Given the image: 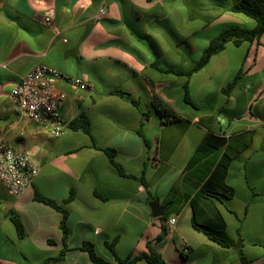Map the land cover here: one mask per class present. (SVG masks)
Segmentation results:
<instances>
[{
	"label": "crops",
	"instance_id": "crops-1",
	"mask_svg": "<svg viewBox=\"0 0 264 264\" xmlns=\"http://www.w3.org/2000/svg\"><path fill=\"white\" fill-rule=\"evenodd\" d=\"M238 1L0 0V137L38 167L20 197L0 186V264H42L64 249L62 260L48 264H93L78 249L83 244L118 264L106 247L112 242L122 259L146 253L151 243L167 264H264V34L226 43L189 77L166 72L190 70L223 30L253 29L252 19L228 12ZM102 6L106 13L98 15ZM50 9L57 34L40 22ZM39 64L89 84L58 85L66 95L62 117L70 124L84 116L89 134L68 127L51 139L14 111L12 89ZM185 86L193 106L184 100ZM161 106L177 119L162 123ZM208 133L224 138L221 153L233 157L226 176L233 196L217 204L234 243L229 249L192 229L188 204L164 217L162 202ZM70 191L73 199L63 205ZM35 192L63 205L65 241L62 214L36 202ZM151 201L164 208L161 218L152 216ZM163 226L167 235L157 244Z\"/></svg>",
	"mask_w": 264,
	"mask_h": 264
},
{
	"label": "trees",
	"instance_id": "trees-1",
	"mask_svg": "<svg viewBox=\"0 0 264 264\" xmlns=\"http://www.w3.org/2000/svg\"><path fill=\"white\" fill-rule=\"evenodd\" d=\"M227 10L230 13L242 14L252 19L255 22L254 28L248 30L233 27L223 30L209 42L200 59L190 70L180 72L174 69H168L166 70L167 73L189 77L201 70L212 56L220 53L224 49L226 43L233 42V44L237 46L242 41L253 42L258 40L260 36L264 34V0H239ZM237 79L238 77L236 76L232 82L227 84L223 88V93L229 92L236 84ZM184 100L186 103L193 106L192 101L187 95L186 86L184 87ZM133 104L138 107L137 103L133 102ZM156 112L161 119H165L166 121L168 118H170L171 121L177 119L174 114L163 106L157 109ZM144 116L143 114V117ZM162 123L165 122L163 121ZM69 127L72 130L89 134V124L84 116L80 115L76 117L71 121ZM226 146L227 142L224 138L217 137L211 133L206 134L192 156L188 159L181 176L171 187L162 205L165 207L164 217H169L178 213L185 204H188L192 212L190 219L192 229L203 235L211 243L221 248L229 249L234 243L226 233L224 220L217 208L218 203H224L233 196V189L226 183L227 171L233 157L226 152L221 153ZM104 152L110 163L120 174H123L122 168L115 162V152L109 149L104 150ZM73 196V192L70 191L67 200L62 204L65 205L70 202ZM34 200L48 205L62 214L60 229L62 231L63 241H65L67 238V228L65 225L67 214L63 205H58L37 192L34 193ZM14 224L18 236H22L23 230L20 223L16 221ZM167 231L168 229L163 226L160 235L155 239L157 244L164 240ZM114 244V242L106 244V247L112 253L118 264H135L140 261L146 262L147 264H167L161 255L151 247V243H147L148 251L146 253L135 257H126L124 259L115 254ZM78 249L85 251L93 264H109L96 255L91 244H83ZM65 252L66 250L64 249L57 257L47 259L42 264L62 260ZM184 254H181L182 258L186 259ZM240 262L241 264H250L244 258H240Z\"/></svg>",
	"mask_w": 264,
	"mask_h": 264
},
{
	"label": "built area",
	"instance_id": "built-area-1",
	"mask_svg": "<svg viewBox=\"0 0 264 264\" xmlns=\"http://www.w3.org/2000/svg\"><path fill=\"white\" fill-rule=\"evenodd\" d=\"M105 13V7L102 6L97 14ZM40 22L55 34L58 33L53 23L52 9L43 13ZM59 83H64L73 90L89 89V84L80 78L39 64L21 76L10 93L14 111L45 129L51 139H59L69 127L60 112L66 95L59 89ZM163 121L169 122L171 119H162ZM37 173L38 167L27 153L17 151L6 139L0 137V186L8 195L13 198L20 197L33 183ZM174 223V219L168 222L170 226ZM184 253H187L186 248Z\"/></svg>",
	"mask_w": 264,
	"mask_h": 264
},
{
	"label": "water",
	"instance_id": "water-1",
	"mask_svg": "<svg viewBox=\"0 0 264 264\" xmlns=\"http://www.w3.org/2000/svg\"><path fill=\"white\" fill-rule=\"evenodd\" d=\"M125 99H130L128 95H124ZM149 207L154 218H161L164 213V208L160 207L158 201H151Z\"/></svg>",
	"mask_w": 264,
	"mask_h": 264
},
{
	"label": "rangeland",
	"instance_id": "rangeland-1",
	"mask_svg": "<svg viewBox=\"0 0 264 264\" xmlns=\"http://www.w3.org/2000/svg\"><path fill=\"white\" fill-rule=\"evenodd\" d=\"M198 23H199V22H198ZM198 23H196V22H195V23H192V24H191V27L194 28V26L198 25ZM189 29H191V28H189ZM209 33H210V31H209ZM209 33L206 31L205 33H203V34H204L203 36L200 35V38L206 40V38H207V36H208ZM211 33H212V32H211ZM197 56H198V55H197ZM197 56H196V57H197ZM196 57H195V58H196ZM195 58H194V59H195Z\"/></svg>",
	"mask_w": 264,
	"mask_h": 264
}]
</instances>
